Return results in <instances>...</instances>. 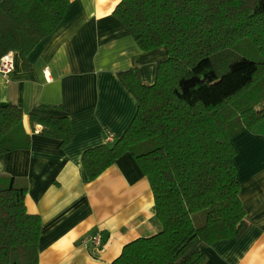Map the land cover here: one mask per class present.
<instances>
[{
    "label": "trees",
    "instance_id": "1",
    "mask_svg": "<svg viewBox=\"0 0 264 264\" xmlns=\"http://www.w3.org/2000/svg\"><path fill=\"white\" fill-rule=\"evenodd\" d=\"M69 0H0V59L27 55L61 23ZM113 16L139 49L165 47L153 84L118 73L136 113L122 136L86 150L90 181L124 154L147 178L160 231L126 244L110 264H205L203 248L238 239L241 204L233 139L264 121V0H121ZM63 112V107H56ZM23 114L0 102V160L26 150ZM40 135L65 147L66 116L30 115ZM0 176V264H38L41 220L25 208L27 186Z\"/></svg>",
    "mask_w": 264,
    "mask_h": 264
},
{
    "label": "crops",
    "instance_id": "2",
    "mask_svg": "<svg viewBox=\"0 0 264 264\" xmlns=\"http://www.w3.org/2000/svg\"><path fill=\"white\" fill-rule=\"evenodd\" d=\"M120 1L69 0L57 28L25 61L11 52L13 71L6 78L0 74V102L21 110L30 138L28 149L0 160V176L27 186L26 211L41 220L38 264H110L126 244L161 229L149 182L129 154L93 181L81 165L86 150L110 146L107 135L119 139L136 113L118 73L135 69L151 85L156 64L167 58L165 47L139 49L112 14ZM30 115L66 116L73 132L69 144L61 148L60 141L41 136ZM232 143L248 227L238 239L203 248L205 264H264V121ZM97 232L100 249L87 242Z\"/></svg>",
    "mask_w": 264,
    "mask_h": 264
},
{
    "label": "built area",
    "instance_id": "3",
    "mask_svg": "<svg viewBox=\"0 0 264 264\" xmlns=\"http://www.w3.org/2000/svg\"><path fill=\"white\" fill-rule=\"evenodd\" d=\"M14 68V63L12 59V54L8 53L7 55L3 56L0 59V74L3 77H7ZM114 139L113 137L108 134L107 135V142L113 143ZM102 236L100 232L95 233L93 236H91L87 242L91 243L95 249H100L102 247Z\"/></svg>",
    "mask_w": 264,
    "mask_h": 264
}]
</instances>
